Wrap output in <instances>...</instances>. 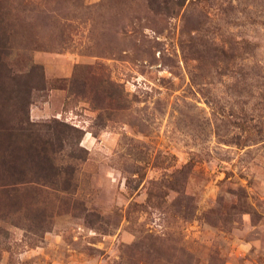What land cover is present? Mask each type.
Instances as JSON below:
<instances>
[{
	"label": "rangeland",
	"instance_id": "374dc122",
	"mask_svg": "<svg viewBox=\"0 0 264 264\" xmlns=\"http://www.w3.org/2000/svg\"><path fill=\"white\" fill-rule=\"evenodd\" d=\"M0 75L83 150L0 191V264H264V0H0Z\"/></svg>",
	"mask_w": 264,
	"mask_h": 264
},
{
	"label": "trees",
	"instance_id": "16d2710c",
	"mask_svg": "<svg viewBox=\"0 0 264 264\" xmlns=\"http://www.w3.org/2000/svg\"><path fill=\"white\" fill-rule=\"evenodd\" d=\"M7 81V78L0 75V109L4 111L5 108V112H9L7 117H4L6 113L0 112V168L4 167L0 171V191L4 189L3 193L7 190L16 192L17 185L25 186L28 183L48 190L66 191L73 176L71 165L65 168L57 166L49 153L62 149L65 143L82 152L78 146L81 131L57 119L40 124L31 122L30 97L38 87L19 79H14L11 84H7ZM40 82L42 83V79H39L38 83ZM77 158L80 159L71 156L70 160ZM59 182L64 186L62 189L58 188Z\"/></svg>",
	"mask_w": 264,
	"mask_h": 264
}]
</instances>
